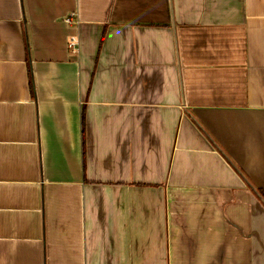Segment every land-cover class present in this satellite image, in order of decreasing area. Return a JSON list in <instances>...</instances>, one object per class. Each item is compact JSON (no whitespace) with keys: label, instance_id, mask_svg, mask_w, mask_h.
Listing matches in <instances>:
<instances>
[{"label":"crops","instance_id":"1","mask_svg":"<svg viewBox=\"0 0 264 264\" xmlns=\"http://www.w3.org/2000/svg\"><path fill=\"white\" fill-rule=\"evenodd\" d=\"M0 264H264V0H0Z\"/></svg>","mask_w":264,"mask_h":264},{"label":"built area","instance_id":"2","mask_svg":"<svg viewBox=\"0 0 264 264\" xmlns=\"http://www.w3.org/2000/svg\"><path fill=\"white\" fill-rule=\"evenodd\" d=\"M65 21L67 23H71L72 22V15H69L68 17L65 18ZM68 46L69 48L73 51V50H76V47L78 45L77 43V39L76 37L73 35V36H70L69 39H68Z\"/></svg>","mask_w":264,"mask_h":264}]
</instances>
